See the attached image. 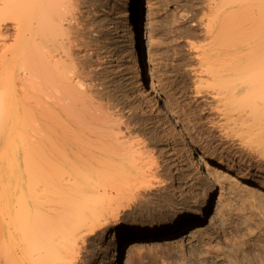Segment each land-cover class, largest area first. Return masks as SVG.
I'll use <instances>...</instances> for the list:
<instances>
[{"label": "bare ground", "instance_id": "bare-ground-1", "mask_svg": "<svg viewBox=\"0 0 264 264\" xmlns=\"http://www.w3.org/2000/svg\"><path fill=\"white\" fill-rule=\"evenodd\" d=\"M80 1L0 0V264H97L88 263L87 247L129 209L132 184L148 193L156 175L168 172L136 163L130 139L137 115L109 97ZM252 1L196 0L186 19L205 42L190 46L206 63L198 77L213 82L205 97L211 102L208 132L237 150L226 157L234 165L229 171L188 154L201 182L208 183L207 167L231 178L242 171L250 179L254 171L264 179V0L255 4L263 7L257 6L254 26L239 22L242 7ZM129 48L135 55L133 38ZM135 74L141 102L149 103L140 119L153 116L160 125L138 66ZM28 118L32 123L26 124ZM157 181L155 192L164 186ZM211 207L212 191L189 219L121 237L116 263L127 264L143 243L183 237L202 225ZM262 258L254 263H264V253Z\"/></svg>", "mask_w": 264, "mask_h": 264}, {"label": "rangeland", "instance_id": "rangeland-1", "mask_svg": "<svg viewBox=\"0 0 264 264\" xmlns=\"http://www.w3.org/2000/svg\"><path fill=\"white\" fill-rule=\"evenodd\" d=\"M195 2L80 1L81 16L84 14L82 22L87 20L89 25V28L88 25L84 26L92 41V53L99 55L100 62H103L101 73L105 71L101 79L105 80L109 97L124 107L125 113L131 108L137 115H133L135 117L131 124L135 131L130 139L136 163L139 167L146 164L143 168L151 167L152 170L154 166L160 169L167 167L168 171L156 175V181L152 178L154 186L151 193L143 192L138 184H132L129 191L134 203L131 201L129 209L121 212L118 222L110 225L107 235L90 241L87 247L88 263L117 264L121 237L135 230L172 226L175 222L189 219L203 196L212 191V207L202 225L183 237L143 243L135 248L127 264H264L254 263L255 260L262 261L264 253V179L255 176L252 171L250 179L261 185L253 187L241 179L250 180L240 170V173L236 172V178H231L225 171L207 167L208 183L201 182L187 157L188 154L192 158L203 155L221 163L229 171L232 164L226 157L237 154L235 146L220 143V136L208 132L210 101H207L206 94L213 87V82L210 78L198 77L206 63L200 61L190 46L192 43L203 45L205 42L203 38H196L195 35H200V31L194 29L195 23L186 22L188 15L193 13L194 5H197ZM257 2L253 0L239 7L243 8L239 10V22L245 28L257 23L256 10L263 7L260 4L255 6ZM132 38L137 46L135 55L129 48ZM136 66L141 70L142 89L146 90L149 100L156 104L154 106L157 108H154L160 113V125L155 124L153 116L140 119V109L147 110L149 103L141 102ZM195 88L201 89L200 98L193 96ZM193 107H196L195 110ZM129 112L132 115V111ZM206 118H209L208 121ZM30 123L32 118L26 121V124ZM180 138L184 142L182 146ZM234 173L232 171L231 174ZM157 180L163 181L164 186L155 192ZM165 187L169 188L166 190L169 192L161 190ZM111 235L114 236L112 242Z\"/></svg>", "mask_w": 264, "mask_h": 264}]
</instances>
